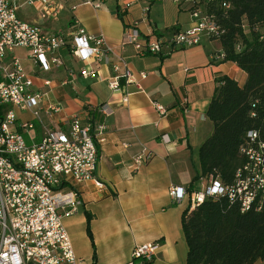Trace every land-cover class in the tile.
I'll list each match as a JSON object with an SVG mask.
<instances>
[{
  "label": "crops",
  "instance_id": "obj_1",
  "mask_svg": "<svg viewBox=\"0 0 264 264\" xmlns=\"http://www.w3.org/2000/svg\"><path fill=\"white\" fill-rule=\"evenodd\" d=\"M28 1L19 3L18 14L23 21L58 35L75 31L77 23L87 34L104 37L111 49V62L126 60L143 89L138 92L134 85L122 81L119 90H110L107 79L113 70L102 64L89 65L99 70L100 78L83 79L80 70L84 64L71 55L68 46L59 50L63 64L50 71L34 64L29 50L14 51L24 71L34 79L33 91L45 96L27 111L14 108L19 124L33 122L32 112L40 110V122L34 121L35 129L26 135L28 142H40L46 130L68 132L67 122L73 116L83 123L94 119L106 127L107 140L98 146L97 169L104 188L92 181L77 185L83 205L64 220L77 258L81 264H129L137 246L158 243L160 250L154 260L138 264H186L189 248L182 218L189 203H175L169 190L173 186L202 188L200 149L214 130L207 113L216 81L229 77L243 88L247 74L237 64L224 60L220 41L206 37L199 45L165 48L158 56H139L134 46L123 44L127 24L135 21L146 37L168 38L195 27L190 14L169 0H132L135 5L124 14L117 0H107L99 10L81 6L72 11L70 5L74 3H69L58 20L41 19L39 8L29 6ZM146 8L149 12L145 17ZM128 94L132 96L125 103ZM52 103L62 107V114H48ZM103 105L111 110L110 115H103ZM156 105L166 110L165 116L159 115ZM9 109L0 107L1 115ZM163 135L171 143H162ZM143 149L153 158L134 170L133 158ZM87 215L91 218L92 239Z\"/></svg>",
  "mask_w": 264,
  "mask_h": 264
},
{
  "label": "built area",
  "instance_id": "obj_2",
  "mask_svg": "<svg viewBox=\"0 0 264 264\" xmlns=\"http://www.w3.org/2000/svg\"><path fill=\"white\" fill-rule=\"evenodd\" d=\"M107 0H29V6L39 8L43 20H58L69 3L72 11L81 6L101 9ZM158 2L161 0H153ZM181 11L196 21L195 27L178 31L172 36L146 37L140 30V23H128L123 35V44L136 48L139 56L161 55L165 48L170 50L199 45L206 37L218 40L225 31L216 20L210 5L228 12L231 5L216 0H169ZM121 13L135 5L132 0H117ZM20 0H0V107H11L0 115V264H81L65 229L64 220L78 213L83 202L76 186L94 182L100 189L104 185L97 178L100 160L99 145L106 142V127L94 119L86 123L73 116L67 122L69 131L46 130L38 143L28 142L26 135L40 122V110L32 112L34 121L18 123L14 108L27 111L32 105L44 99L33 91L34 79L27 74L18 58L16 49L30 51V59L45 71L63 63L60 48L68 49L84 66L80 70L83 79L100 78L98 69L90 64L112 67L113 75L107 79L110 90L121 88L122 81L134 85L142 92V84L124 59L111 62V49L106 39L86 33L76 23V30L66 35L49 33L35 23H28L19 17ZM149 8L144 10L145 17ZM143 17L144 19H146ZM225 58V55H223ZM142 75L141 79H144ZM46 85H50L46 81ZM63 85H67L66 82ZM132 94L126 95L127 103ZM160 116L166 110L156 105ZM57 104H49L48 114H62ZM110 115L104 106L101 111ZM162 143H171L167 135ZM248 142L243 150L246 164L238 171L233 185H224L219 179L202 177L201 189L173 186L169 196L178 204L188 201V212L208 199L227 198L240 207L242 213L264 204V143L259 134L249 132ZM153 154L143 149L133 158L132 168L138 170L152 160ZM160 250L158 243L137 246L129 264L149 263Z\"/></svg>",
  "mask_w": 264,
  "mask_h": 264
},
{
  "label": "trees",
  "instance_id": "obj_3",
  "mask_svg": "<svg viewBox=\"0 0 264 264\" xmlns=\"http://www.w3.org/2000/svg\"><path fill=\"white\" fill-rule=\"evenodd\" d=\"M231 5L228 12L210 5L225 33L220 41L225 61L247 74L241 88L229 78L217 79L207 116L214 130L200 149L201 177L224 185L237 181L246 164L243 153L249 132L264 143V0H216ZM198 177L196 178V180ZM88 234L90 231V215ZM189 248L186 264H255L264 261V204L242 213L227 198L208 199L182 218Z\"/></svg>",
  "mask_w": 264,
  "mask_h": 264
},
{
  "label": "rangeland",
  "instance_id": "obj_4",
  "mask_svg": "<svg viewBox=\"0 0 264 264\" xmlns=\"http://www.w3.org/2000/svg\"><path fill=\"white\" fill-rule=\"evenodd\" d=\"M0 115H1V112H0Z\"/></svg>",
  "mask_w": 264,
  "mask_h": 264
}]
</instances>
